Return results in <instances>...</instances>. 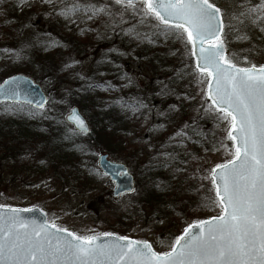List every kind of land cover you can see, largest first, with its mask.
Returning a JSON list of instances; mask_svg holds the SVG:
<instances>
[{"label":"trees","instance_id":"obj_1","mask_svg":"<svg viewBox=\"0 0 264 264\" xmlns=\"http://www.w3.org/2000/svg\"><path fill=\"white\" fill-rule=\"evenodd\" d=\"M45 1L53 7L50 27H63V21L71 15H61V10L65 4H71L73 0ZM25 2L26 0L23 2L22 0H0L2 7L8 4L6 11L8 18L16 17L17 7L25 6ZM78 2L94 4L97 7L105 5L106 12L102 13L99 21L93 22L82 40L78 38V33L70 34L66 30L62 32V36H59L51 29L29 25L31 31L19 45H14L7 54L0 53V70L3 72L0 73V81L15 74L39 78L40 74L56 73L59 77H65L67 72L75 73L74 77L69 79L75 85L68 94L74 101L73 106L78 107L88 119L90 132L86 135L73 132L61 118V114L42 115V111L23 105V110L17 111H22L27 116L11 120L0 117V148L5 151V160L11 159L14 164L31 151H44L43 160L49 161L56 173L58 169H64L69 174L79 175L86 168L81 159L93 160L97 149L103 151L100 149L101 145L111 154L116 151H125L121 148L123 141H118L124 137L128 146L126 153L129 155L140 153V156L145 158V162L138 170L142 180L136 183L135 192L138 186L144 184L138 201L157 215L154 220L163 222V225L156 227V230L158 234L164 235L165 242L171 246L175 238L184 230L182 224L190 219L191 210L216 208L208 202L209 197L215 198L209 179L211 171L199 173L203 174L201 185L197 184V178L191 173L193 160H196L197 154L181 153L182 155L178 156L172 153L176 159L164 160L163 158L171 150L176 151L177 147L185 149L190 144L191 139L187 138V141L181 143L183 137L176 136L183 123L190 125L189 128L192 127L191 132L188 133L189 137L197 136L205 138L206 142L211 141L210 123L211 120L215 121V116L209 112L205 113L202 106L196 110L193 103L188 102L184 95V97L176 95L178 78L184 73L194 72L190 47L188 45L186 48L184 42L171 34L167 37L162 35L160 28L163 26L159 25L155 19L136 18L128 13H122L121 7L114 2L107 4L103 3V0H78ZM80 12L84 14L82 10ZM89 14L91 15L90 12ZM97 30L112 34L118 45L125 46L122 49L135 54L134 60L146 67L148 74L154 75L157 80L166 76L168 85L162 93H158L160 88L158 83L149 81L143 87L147 94L145 97L133 96L132 91L138 88L133 80L130 81L125 71L119 69L122 53L120 49L114 48L108 52L112 62L101 53L91 74L85 80H80L76 74L77 69L72 64V58L78 55L85 44L98 45L101 32ZM112 78L114 81H111ZM103 79L104 82L99 83ZM107 81H111V84L107 85ZM119 82L125 88L124 98L111 100L107 106L102 105L101 103L107 100L106 91L111 90ZM175 100L180 101L176 108L172 107L176 103ZM20 106V104H0V114L8 109H19ZM158 112H161L162 116L156 119L154 116ZM134 118L137 122L133 120ZM144 121H149L148 131L144 133L138 129V132L132 135L133 138H130L129 126L133 123L139 127ZM202 124L206 125L207 130L198 133V128ZM117 131L120 132L119 136ZM218 133V141L226 140V132L218 131ZM227 142L229 145L232 144L229 140ZM140 145L142 150L139 152L137 150ZM18 167L7 168L15 171ZM91 168L92 171H98L94 167ZM3 174L4 168L0 165V190H2ZM182 187L184 189L177 197L164 195L166 190L180 192ZM103 196L105 198L102 203L106 198L113 200L108 191L107 194H103L89 204L93 205L94 202L97 204ZM100 209L97 207L91 210L98 216ZM118 220L121 222L120 226L108 227L103 232H112L118 236L129 234V231L120 228L123 224L121 217Z\"/></svg>","mask_w":264,"mask_h":264},{"label":"snow or ice","instance_id":"obj_2","mask_svg":"<svg viewBox=\"0 0 264 264\" xmlns=\"http://www.w3.org/2000/svg\"><path fill=\"white\" fill-rule=\"evenodd\" d=\"M114 3L133 11L139 6L141 17L153 18L163 26L162 35L171 34L186 48L191 46L194 71L199 82L207 83L205 103L211 101V109L218 114L216 120L226 122V139L232 142L231 158L211 169L215 198L209 197L208 202L220 213L189 224L168 251H155L146 240L112 232L79 235L47 219L42 223L25 220L22 210L0 205V264H264V65L242 67L226 55L223 12L211 0ZM261 9L264 5L240 16L255 23L264 18ZM81 10L90 12L91 19L106 12V6L73 0L60 14L76 15ZM18 87L16 77L5 80L0 84V96L20 103ZM34 107L42 109L43 101ZM13 110H23V104ZM209 110L204 109L205 113ZM68 119L78 130L87 131L75 110ZM176 136L191 138L183 130ZM100 237L107 239L101 243Z\"/></svg>","mask_w":264,"mask_h":264},{"label":"rangeland","instance_id":"obj_3","mask_svg":"<svg viewBox=\"0 0 264 264\" xmlns=\"http://www.w3.org/2000/svg\"><path fill=\"white\" fill-rule=\"evenodd\" d=\"M110 2H114V0H103V3L106 4ZM211 2L220 7L223 12L225 32L222 34V39L225 41L226 55L236 60L242 67H248L252 64L257 65V67L264 65V18L253 23L252 19L247 16H240L241 12H247L248 9L264 5V0H211ZM7 5L2 7L0 4L1 54H7V52L13 49L14 45H19L28 36L31 31V25L33 27H45L47 30L51 29L59 36H62V32L66 30L70 34L78 33V38L82 40L89 27L92 26L93 22L99 21L102 15L100 13L94 16L95 18L88 19L89 13L83 14L80 12L78 15L68 16L63 21V27L52 28L49 22H51L53 16V7L52 5H48L45 0H26L25 6L20 5L17 7L18 14H16V17L10 18L6 16ZM138 7L137 11H133L131 8L125 10L121 7V12L128 13L136 18H143L139 15ZM24 9L27 10L24 11ZM256 14L252 13L253 16ZM97 32H101L98 45L85 44L80 49L78 55L76 54L72 58V64L77 69L76 74L80 77V80H85L91 74L92 68L97 59H99V56H101V53L108 61L112 62L113 60L108 52L111 48H114L120 49L122 53L119 60L121 61L119 69L125 71L130 81L133 80L135 86L138 88V90L132 91L133 96L139 95L140 97H145L147 94L143 87L149 81L158 83L160 87L158 88V93H162L168 85V78L166 76L157 80L154 75L148 74L146 67L141 66L139 61L134 60L135 54H131L129 50L122 49L125 46L117 44V40L115 37H112V34H107L108 32L105 34L101 30H97ZM111 44H113L112 47ZM0 73H3L2 70H0ZM74 74L67 72L66 76L70 77L65 76L66 78L59 77L56 73L50 75L40 74L39 78L30 77L42 88L48 100L51 99V103L49 102L42 110V115L47 113L51 115L61 114V118L64 119V116L74 104V101L71 100L68 94L75 85L69 80L71 77H74ZM111 81H114V79L112 78ZM111 81H107V85L111 84ZM103 82L104 79L99 81V83ZM122 85L119 82L111 90L106 91L108 95L106 97L107 100L101 104L107 106L111 100L113 101L116 98L123 99L126 92H124L125 88ZM206 88L207 83L199 82L195 71L184 73L177 80L176 95L178 97H187L186 100L193 103L196 110L201 106L203 109L209 108L208 112L216 117L218 114L214 109H211L209 101L205 103L203 91ZM175 102V105L172 106L174 108L177 107L180 101L175 100ZM24 116L27 115L22 111H14L13 109H8L3 114H0V117H7L6 120L21 119ZM158 116H162V113L158 112L154 117L158 119ZM133 120L136 121L135 118ZM148 124L149 121H144L139 125L141 127L139 128L132 123L128 130V133L131 134L129 137L131 138L132 135H135L138 129L146 133L149 129ZM186 125V123H183L178 132L183 130L186 133H190L192 127L189 128ZM210 126L211 141L206 142L205 138L191 136L192 143L189 142L190 144L185 149L177 147L176 151L171 150L163 156L164 160L166 158L173 160L175 156L172 153H176L178 156H181V153L197 154L196 160H193L194 164L191 173L197 178L198 185H201L203 181V174H199L201 171H205V173L211 171L215 164L223 163L226 159L231 158L233 151L231 145L227 142L228 139L222 142L217 140L218 131L226 132V122H218L215 119V121L211 120ZM206 130V125L202 124L198 128V133ZM119 134L120 132L117 131L118 136ZM123 138L118 141H123L121 148L125 151H116L111 154V152L105 150L101 145L100 149L103 151H98L99 149H97L93 160L91 158L81 159L82 162L84 161L86 168L79 175L69 174L64 169H58V173H56L51 163L43 160L44 151H31L23 156L19 162L16 161L15 164L17 165H15L11 159L5 160V151L3 148H0V165L4 168L2 190H0V205L17 209L39 207L43 212L47 213L50 222H54L58 227L67 228L79 235L102 233L103 230H107L111 226L117 228L120 226L121 222L118 219L121 217L123 224H121L122 227L120 228L129 231V234L126 236L135 240L148 241L155 251H168L171 246L165 242L164 235L158 234L156 230V227H161L163 222L154 220L157 215H154L149 207L138 201L139 195L143 191V183L140 187H137V192L131 196H122L117 200L106 198L104 203H102L105 198L103 196L97 204L96 202L93 205L89 204L112 189L111 183L106 177L99 171L95 172V170H91V167L97 169V157L101 153H106L108 159L111 161L125 164L134 176L136 183L142 180L138 170L145 162V158L142 155L140 156V153L139 155L127 154L126 149H128V146ZM181 141V143H184L187 141V138L183 137ZM222 143L226 147H222ZM141 150L142 146L140 145L137 151L140 152ZM14 166L19 167L15 171H10L7 168ZM183 189L182 187L180 192L166 190L164 195L177 197ZM97 207L101 208L98 216L91 210ZM219 213L220 209L218 207L210 210L208 208H202L201 210L193 209L189 213L190 219L185 221L182 227L185 228L192 222L205 220Z\"/></svg>","mask_w":264,"mask_h":264},{"label":"water","instance_id":"obj_4","mask_svg":"<svg viewBox=\"0 0 264 264\" xmlns=\"http://www.w3.org/2000/svg\"><path fill=\"white\" fill-rule=\"evenodd\" d=\"M191 47V46H190ZM226 49V45H225ZM194 67H195V58L191 55ZM12 77H16L17 81L19 83V87L17 89L19 93V102L17 103V100L11 99V98H5L3 96H0V104L1 103H8V104H23L32 107L36 110H42L46 104H47V96L42 90V88L35 83L31 78L28 76L22 75V74H15L11 75L7 78H5L0 84H3L5 80H10ZM43 101L44 107L42 109H37L34 107V105L37 102ZM28 102H31L29 104ZM211 105V101H209ZM75 110V112L80 116V118L85 122L87 131H80L78 130L76 124L74 121L69 120L68 117L72 113V111ZM65 122L73 127V129L81 134H87L90 131V126L86 118L81 114L79 109L77 107H72L68 114L65 116ZM97 165L99 170L103 175L108 177V179L113 184V191L111 193L113 198H118L123 195L131 194L135 189V182L133 175L129 172L128 168L118 162H112L108 159V156L106 154H100L97 157ZM211 178V177H210ZM12 209V208H9ZM17 209V208H15ZM31 211H23L20 212V215L25 220H36L38 223H42L45 219L48 220V215L43 212L38 207L30 208ZM207 220V219H205ZM190 231H198V229H190ZM183 235V232L182 234ZM180 235V236H181ZM107 238L106 237H100V242H104ZM132 239V238H130ZM134 240V239H133Z\"/></svg>","mask_w":264,"mask_h":264}]
</instances>
